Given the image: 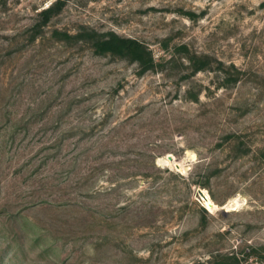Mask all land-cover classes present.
Returning a JSON list of instances; mask_svg holds the SVG:
<instances>
[{"label": "rangeland", "instance_id": "1", "mask_svg": "<svg viewBox=\"0 0 264 264\" xmlns=\"http://www.w3.org/2000/svg\"><path fill=\"white\" fill-rule=\"evenodd\" d=\"M51 1L0 0V264H264V0Z\"/></svg>", "mask_w": 264, "mask_h": 264}, {"label": "trees", "instance_id": "2", "mask_svg": "<svg viewBox=\"0 0 264 264\" xmlns=\"http://www.w3.org/2000/svg\"><path fill=\"white\" fill-rule=\"evenodd\" d=\"M63 0H53L48 6L39 11V15L43 18V22L51 20L56 15L63 5ZM94 46L100 53H113L117 55H131L138 61L144 69L153 68L155 63L153 56L147 51V48L139 41L133 38L122 37L116 33H109L104 37H99L95 40ZM203 66L195 68L196 71L203 69ZM198 99V96L195 97ZM197 183V182H195ZM248 257L259 258L263 257L255 247L250 246L248 252H226L219 253L206 260H199L196 264H243L242 260H247Z\"/></svg>", "mask_w": 264, "mask_h": 264}, {"label": "bare ground", "instance_id": "3", "mask_svg": "<svg viewBox=\"0 0 264 264\" xmlns=\"http://www.w3.org/2000/svg\"><path fill=\"white\" fill-rule=\"evenodd\" d=\"M193 156V155H192ZM159 162H161L163 165H178L179 163L173 162V160L169 159V155L164 157V158H160ZM205 194L207 195V199H204L206 205H208L210 208L216 207L215 202L210 198V196L208 195V193L206 192V190H204ZM235 200H230V203L234 202Z\"/></svg>", "mask_w": 264, "mask_h": 264}, {"label": "water", "instance_id": "4", "mask_svg": "<svg viewBox=\"0 0 264 264\" xmlns=\"http://www.w3.org/2000/svg\"><path fill=\"white\" fill-rule=\"evenodd\" d=\"M169 159H170V160H174V156L170 154V155H169ZM176 167H177V168L180 167V164H178ZM198 193H199L200 197L202 198V200H203V199H207V195L205 194V192H204L203 189L200 188V189L198 190Z\"/></svg>", "mask_w": 264, "mask_h": 264}]
</instances>
